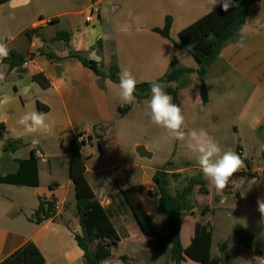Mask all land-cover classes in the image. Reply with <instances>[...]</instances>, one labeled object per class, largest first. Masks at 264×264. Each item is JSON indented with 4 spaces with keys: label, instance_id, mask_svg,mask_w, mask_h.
Returning a JSON list of instances; mask_svg holds the SVG:
<instances>
[{
    "label": "crops",
    "instance_id": "1",
    "mask_svg": "<svg viewBox=\"0 0 264 264\" xmlns=\"http://www.w3.org/2000/svg\"><path fill=\"white\" fill-rule=\"evenodd\" d=\"M10 1L0 5V43H5L9 50L25 56L26 62L21 70L26 72L10 71L7 62H0V71L6 74L5 79L0 80V123H4L7 130L0 145L7 152H12L8 141H22L25 147L12 152L21 151V156L13 161V169H5L1 176L15 172L18 169L17 161L29 159L34 152L38 160L39 186L30 188L35 189L38 207L39 199L45 198L56 199L59 208L54 218L40 225L27 216L26 225L18 231L13 230L12 225L10 228L0 226V263L25 243L32 241L41 250L46 264H86L84 253L75 240V234L81 233V226L76 223L77 201L70 176L71 143L80 134L93 135L94 127L99 125L97 135L101 138L94 140L98 143L100 153L92 152L93 141L83 145L81 152L87 159L84 175L97 198L106 207L120 191L140 184L145 188L142 200L152 216L146 203L154 192L153 176L160 168L128 162V158L132 161L135 157L127 148L132 144L137 148L143 143L140 140L132 142L128 130L145 119H149L151 126L154 125L147 107L151 94L128 104L129 112L121 116L119 107L125 103L120 101L115 83L109 78L97 76L76 59H65L69 48L86 53L89 59L101 63L105 73L116 62L121 71L131 72L137 84L158 80L171 71L175 64L196 71L198 65L195 59L187 51L178 48L175 42H179L181 31L220 5L212 9L208 0H111L114 14L106 20H102V10L95 12L91 5L85 10L51 15L47 20L55 22L42 26L41 18L32 20L30 24L27 23L28 16H13V12L7 9ZM14 1L20 3L16 6L23 3L21 0H12L11 4ZM104 1L98 0L95 4ZM92 12V22L87 23L86 18L81 22L80 16ZM167 17L173 20L172 40L155 32L156 28L165 26ZM255 20L264 22V0L254 3L249 9L245 25L249 26L250 35L246 47L240 48L235 42L227 44L219 59L209 67L206 76L209 96L207 104L202 102L196 72L185 74L178 82V85H184L183 90H178L179 106L185 116L183 130L205 129L216 132L220 127L217 121L231 115L229 112L237 106L240 107L241 120L246 122L251 132L264 131V29L257 31ZM29 30V35H26ZM60 31L70 33L68 44L60 40L53 41ZM41 51L51 52L64 60H50ZM39 73L50 80V88L43 89L32 80ZM187 85L191 88L186 89ZM215 92L218 94H213ZM226 92L232 95H225L223 100H219L218 96ZM39 103L49 110L41 111ZM33 110L47 114V122L52 129L50 134L39 136L40 142L37 145L31 143L32 136L22 134L17 124L23 113ZM224 115L226 117H222ZM84 146L87 152L83 150ZM146 148L151 151L149 144H146ZM98 155L108 156L114 166H100L95 161ZM46 163L52 164L47 173L44 172ZM123 167L131 170L125 172ZM43 178L48 184L45 190L42 187ZM207 188L211 194V189ZM260 188L259 197H263L264 186ZM152 197L158 208V198ZM9 218L13 220L14 215ZM194 222L196 229L200 220ZM136 233L140 235L135 226H129L128 238L122 239L120 244L138 236ZM194 235L195 231L191 239ZM109 261L103 263L110 264Z\"/></svg>",
    "mask_w": 264,
    "mask_h": 264
},
{
    "label": "trees",
    "instance_id": "2",
    "mask_svg": "<svg viewBox=\"0 0 264 264\" xmlns=\"http://www.w3.org/2000/svg\"><path fill=\"white\" fill-rule=\"evenodd\" d=\"M8 1L0 0V5ZM260 1L262 0H235L234 6L227 12L223 11L220 6L179 33V42H175L176 46L192 55L198 65V69L195 71L175 64L171 71L154 81L163 85L165 91L172 96L173 103L179 106V87H173L171 84H178L185 74L193 72H196L199 78V91L202 102L203 104L208 103L209 96L206 86V76L209 67L219 59L222 49L227 44L236 42L241 26L245 25L247 21L250 7ZM54 22L55 20H51V24ZM172 23V18L167 17L165 26L163 28H156L155 32L172 40ZM29 33L30 30L25 34L29 35ZM70 37V33L60 31L53 38V41L60 40L68 44ZM69 49L68 56L65 59H76L83 66L92 70L97 76L109 78L112 82L119 85L121 70L116 62L112 63L108 73H105L101 63L89 59L86 53ZM41 54L50 60H64V58L57 57L48 51H41ZM4 61L9 65L10 71L19 70L23 73L26 72L25 70H21V67L26 62L23 54L10 50L9 57ZM32 80L37 82L43 89L51 87L50 80L43 73L34 75ZM151 83L136 85L134 93L136 99L151 94ZM39 108L41 111L49 110L48 107L41 103H39ZM129 110L130 105H121L119 107V114L124 116ZM6 132L5 124L0 123V141ZM90 139L91 142L94 140L93 135L90 136ZM8 146L12 152H16L25 147V144L22 141H8ZM81 148L82 146L75 145V141L71 143L70 176L74 184L77 216L81 226V233L75 234V240L84 253L85 263L101 264L111 259L113 250L118 248L123 239L113 219L123 217L126 213H130L132 221L137 223L140 232L145 237L156 242L158 251H169L174 264L189 262L182 242V219L187 212H192L194 209L190 197L197 187H199L201 194H209L206 181L201 176H194L182 190H178L174 194L171 189L172 181H177L181 175L169 168L172 166V163H168L156 171L153 176L155 188L152 196L158 198V210L166 217L162 231L146 210L142 200V194L145 190L143 185L131 186L128 189L120 191L118 195L111 198V204L107 207L101 203L84 175L87 159L82 155ZM240 151L241 147L238 149V155H241ZM17 162L18 169L15 172L8 173L5 176L0 175V184L19 187L39 186L38 160L34 152L29 159L18 160ZM247 163L251 168L249 161ZM39 202V207L30 218L32 222L38 225L54 218L57 214L56 199L40 198ZM234 233L242 246L249 249L257 248L258 242L255 236L251 232L246 231L240 224L234 227ZM212 244V225L197 222L195 235L190 242V256L205 259L209 263L212 254ZM0 264H46V260L38 246L34 242L29 241Z\"/></svg>",
    "mask_w": 264,
    "mask_h": 264
},
{
    "label": "rangeland",
    "instance_id": "3",
    "mask_svg": "<svg viewBox=\"0 0 264 264\" xmlns=\"http://www.w3.org/2000/svg\"><path fill=\"white\" fill-rule=\"evenodd\" d=\"M11 1L7 6L9 7L7 8L8 11L13 12V16L16 14L24 15V17L28 16L27 23L30 22V24L32 20H38L39 18L47 20L51 15L64 11L85 10L91 5L95 12L102 10V20H106L109 15L114 14V7L110 5L111 0L97 4L95 2L98 0H29L28 3L21 0L23 3L19 6L11 4ZM88 14L80 16L81 22H84ZM95 14L97 16V13ZM173 85V87H179V90L184 89V85L179 84L181 86H178L176 83H173ZM115 86L119 89L118 85L115 84ZM190 88L191 86H186V89ZM213 94H218V92ZM225 95H232V93L226 92V94L219 95L218 99L223 100ZM239 108L234 107L229 112L231 115L227 117L224 115L222 117L226 118H220L217 121L220 126L218 131H207L209 136L222 149H230L236 153H238L239 147L242 150L243 155L240 153V158L244 161V165L230 179L228 187L222 191H218L209 179L203 175L196 154L190 152L187 147V139L179 141L172 138L165 129L155 124L151 126L149 119L140 121V124H133L135 126L128 130L132 142L140 140V142H143L141 145L145 147L146 144H149L150 152L154 154L151 159L141 158L136 152V146L132 144L133 147L130 146L127 149L135 158L134 161L128 158V162L137 163L139 166L147 165L151 168H162L168 163H172L169 168H176L174 169L177 171L176 173L181 175L177 181H172L171 189L174 194L178 190H182L194 176H201L212 191L211 194L204 195L199 192V187H197L190 197L194 209L192 212H187L183 218L182 242L189 258V262L184 264H264V219L257 211L260 187L264 186V131L251 132L246 126V122L241 120L242 114ZM184 131L186 133L190 132L188 130ZM92 146L93 153H100L98 143L95 140H93ZM83 150L87 152V147L84 146ZM20 156L21 151L18 153L7 152L6 148L0 145V175H3L4 170L7 168L13 169V161ZM95 161H98L99 165L105 168L114 166V162L108 156L100 157L98 155ZM247 161L251 164V168L248 166ZM51 166L52 164H44V172H49ZM123 170L127 172L131 168L123 167ZM58 173L61 175V170ZM252 181H255V183H252ZM47 185V180L43 178V190L48 189ZM97 192L100 191L97 190ZM154 201H156L155 198L149 196L146 205L151 210L150 212L158 228L163 231L164 218L166 220V217L158 212L157 202ZM37 207L38 198H36L35 189L26 186L0 184V226L10 228V225H12L13 230H20L21 227L26 225L27 216L31 218ZM12 214L14 215L13 220L9 218ZM77 218L76 215V223L79 224ZM199 220L201 223L212 225L213 228L212 254L209 263L205 259L190 256V239L195 231L194 221ZM123 221L130 223H123ZM113 222L123 240L128 238V228L131 225L136 227L140 235L136 233L138 236H134V238L114 249L109 261L110 264H174L169 251H158L156 242L140 232L137 223H133L130 213H126L120 218H114ZM237 224L243 226L246 231L255 234L258 242L256 249L242 246L234 233V227Z\"/></svg>",
    "mask_w": 264,
    "mask_h": 264
},
{
    "label": "clouds",
    "instance_id": "4",
    "mask_svg": "<svg viewBox=\"0 0 264 264\" xmlns=\"http://www.w3.org/2000/svg\"><path fill=\"white\" fill-rule=\"evenodd\" d=\"M29 0H25L28 3ZM235 0H208L210 8L220 5L227 12L234 6ZM262 6V4H261ZM256 30L264 29V22L255 20ZM250 35L248 25H242L236 45L240 48L246 47V40ZM10 50L5 43H0V62L7 59ZM5 72L0 71V80L5 79ZM137 81L129 71H121L119 74V99L122 103L130 104L135 101ZM151 96L147 107L153 124L165 129L174 139L179 141L188 140L187 147L190 152L196 154L197 162L203 175L218 190L222 191L228 187L233 175L240 171L244 161L232 150H224L213 140L205 129H193L186 133L183 130L185 116L180 106L172 102V97L165 91L159 82L150 85ZM22 129V134L32 136L31 143L39 144V136L50 134L52 129L47 122V114L33 110L23 113L17 120ZM255 183V181H252ZM257 211L264 219V197L257 199Z\"/></svg>",
    "mask_w": 264,
    "mask_h": 264
},
{
    "label": "built area",
    "instance_id": "5",
    "mask_svg": "<svg viewBox=\"0 0 264 264\" xmlns=\"http://www.w3.org/2000/svg\"><path fill=\"white\" fill-rule=\"evenodd\" d=\"M93 17H94V13L93 12L91 14H88L87 17H86L87 23L92 22ZM50 24H51V20H42L41 21V25L42 26H48ZM90 136L91 135H86V134L78 135L75 138V140H74L75 141V145L76 146H83V145H86V144H90L91 143ZM58 208H59L58 205H56V209H58Z\"/></svg>",
    "mask_w": 264,
    "mask_h": 264
},
{
    "label": "water",
    "instance_id": "6",
    "mask_svg": "<svg viewBox=\"0 0 264 264\" xmlns=\"http://www.w3.org/2000/svg\"><path fill=\"white\" fill-rule=\"evenodd\" d=\"M17 4H20V3H17V2H14V5H17ZM99 125L95 126L94 127V130H93V137L94 139L96 140H99L101 137L99 135H97V129H98ZM136 152L138 153V155L141 157V158H147V159H151L153 157V153L150 152L145 146L143 145H139L137 148H136ZM263 197H264V192H263Z\"/></svg>",
    "mask_w": 264,
    "mask_h": 264
}]
</instances>
